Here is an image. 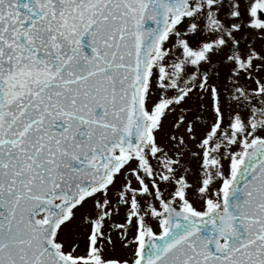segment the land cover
I'll use <instances>...</instances> for the list:
<instances>
[{
    "label": "snow or ice",
    "instance_id": "1",
    "mask_svg": "<svg viewBox=\"0 0 264 264\" xmlns=\"http://www.w3.org/2000/svg\"><path fill=\"white\" fill-rule=\"evenodd\" d=\"M0 264H264V0H0Z\"/></svg>",
    "mask_w": 264,
    "mask_h": 264
}]
</instances>
